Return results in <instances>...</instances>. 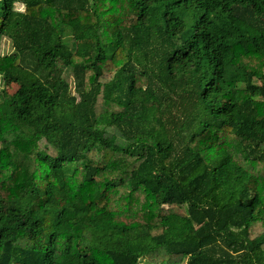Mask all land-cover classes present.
<instances>
[{
    "label": "trees",
    "instance_id": "1",
    "mask_svg": "<svg viewBox=\"0 0 264 264\" xmlns=\"http://www.w3.org/2000/svg\"><path fill=\"white\" fill-rule=\"evenodd\" d=\"M2 81L0 264H264V0H0Z\"/></svg>",
    "mask_w": 264,
    "mask_h": 264
},
{
    "label": "rangeland",
    "instance_id": "2",
    "mask_svg": "<svg viewBox=\"0 0 264 264\" xmlns=\"http://www.w3.org/2000/svg\"><path fill=\"white\" fill-rule=\"evenodd\" d=\"M13 51V45L12 42L9 38H4L2 41V53H9ZM65 77L68 79V81L72 84L73 87V75L71 70H67L65 72ZM1 87H5L7 91L9 92H14L17 88L18 85L15 83H2L0 82ZM140 264H147L144 260H141ZM166 264H187L186 260H182V256H176L172 257V259L169 260L168 263Z\"/></svg>",
    "mask_w": 264,
    "mask_h": 264
}]
</instances>
